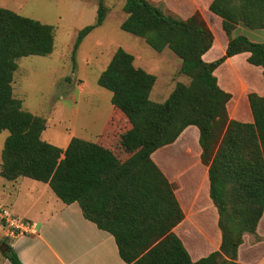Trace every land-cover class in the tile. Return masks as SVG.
<instances>
[{
	"label": "trees",
	"instance_id": "obj_1",
	"mask_svg": "<svg viewBox=\"0 0 264 264\" xmlns=\"http://www.w3.org/2000/svg\"><path fill=\"white\" fill-rule=\"evenodd\" d=\"M106 5L98 1L95 22L84 26L73 46L100 26ZM120 28L142 38L152 49H169L180 60L189 83H176L163 102L150 99L156 76L134 65V56L119 47L97 77L111 92V114L95 141L73 138L62 149L42 138L46 118L22 106L13 94L17 61L53 51L52 25L0 7V176L26 177L47 183L63 203L77 202L83 216L111 233L119 256L128 264H241L235 261L245 233H254L264 212V96H248L252 123L229 119L230 95L213 71L227 57L248 53L262 68L264 43L245 35L231 37L237 25L264 28V0H212L209 10L222 19L230 37L225 54L205 62L213 34L198 13L187 19L165 14L148 0H124ZM188 126L199 130L201 161L208 166L210 197L218 212V251L192 261L172 231L183 213L172 184L151 159ZM7 244L1 256L24 264Z\"/></svg>",
	"mask_w": 264,
	"mask_h": 264
},
{
	"label": "crops",
	"instance_id": "obj_2",
	"mask_svg": "<svg viewBox=\"0 0 264 264\" xmlns=\"http://www.w3.org/2000/svg\"><path fill=\"white\" fill-rule=\"evenodd\" d=\"M1 1H4L6 6L0 7L14 12L21 8L16 6V2L22 0ZM148 1L165 14L183 20L198 13L214 38L211 48L203 55L204 61L212 62L225 54L230 37L222 28V19L209 10L212 0ZM213 23L217 25L216 31ZM237 35H245L253 42L264 43V28L250 29L239 24L231 37ZM247 58L248 53L245 52L227 57L214 69L213 74L220 88L230 95L227 102L229 119L252 123L253 115L248 96L251 93L264 96V76L262 68L250 64ZM153 70L154 68L150 67L145 71L153 74ZM157 82L156 76L150 99L161 102L152 98ZM158 89H165L164 85ZM99 93L101 92H94L95 98L108 101V96ZM92 107L90 105L87 111L77 107L71 110V132L62 149H66L73 138L95 141L102 133L111 114L112 105L109 110L106 109V114L104 111L100 113L99 117L102 114L106 117L98 132L94 127L95 122L90 125L89 121L82 120L91 112ZM198 139L197 127L188 126L174 142L158 148L151 154L153 162L173 186V193L183 218L172 231L181 240L192 261L218 251L221 244L219 216L210 197L208 166L201 161ZM0 209L35 224L34 233L19 234L15 237L5 236L2 229V240L15 250L24 264H128L119 256L113 235L86 219L76 201L63 203L47 183L26 177L9 181L0 176ZM235 261L241 264H264V212L255 232L243 235Z\"/></svg>",
	"mask_w": 264,
	"mask_h": 264
},
{
	"label": "rangeland",
	"instance_id": "obj_3",
	"mask_svg": "<svg viewBox=\"0 0 264 264\" xmlns=\"http://www.w3.org/2000/svg\"><path fill=\"white\" fill-rule=\"evenodd\" d=\"M22 1L16 2V6H21L17 11L19 14L53 26V51L46 56L30 55L17 61L13 94L22 101L25 110L46 118L47 128L42 138L58 147L65 146L64 142L69 138V114L73 108L87 111L92 105L91 112L87 116L85 112L82 120L89 121L90 125L95 122L96 132L101 129L106 115H99L109 110L111 94L96 81L119 47L134 56L136 66L145 70L154 68L152 73L158 77V82L153 90V99L162 102L176 83H189V77L179 71V58L169 49L158 52L142 38L120 28L126 17L122 10L124 0H103L107 8L103 23L83 38L74 55L73 46L78 32L95 22L99 0ZM0 6H6L4 1L0 0ZM213 24L216 31L217 25ZM162 85L165 89H158ZM95 91L108 96V101L95 98ZM7 135L6 130L0 133V155ZM1 224L3 221L0 219V240L3 237ZM1 254L0 264H10Z\"/></svg>",
	"mask_w": 264,
	"mask_h": 264
},
{
	"label": "built area",
	"instance_id": "obj_4",
	"mask_svg": "<svg viewBox=\"0 0 264 264\" xmlns=\"http://www.w3.org/2000/svg\"><path fill=\"white\" fill-rule=\"evenodd\" d=\"M0 219L3 221L2 229L7 237H15L19 234L34 233L35 224L25 219L11 215L0 209Z\"/></svg>",
	"mask_w": 264,
	"mask_h": 264
},
{
	"label": "water",
	"instance_id": "obj_5",
	"mask_svg": "<svg viewBox=\"0 0 264 264\" xmlns=\"http://www.w3.org/2000/svg\"><path fill=\"white\" fill-rule=\"evenodd\" d=\"M6 250H7V244H5V243H1V244H0V252H1V253H5Z\"/></svg>",
	"mask_w": 264,
	"mask_h": 264
}]
</instances>
